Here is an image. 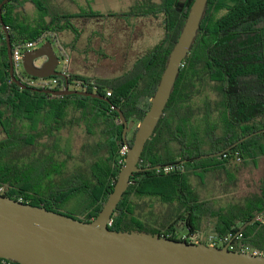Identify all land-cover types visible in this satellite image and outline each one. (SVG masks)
<instances>
[{"label":"trees","instance_id":"trees-1","mask_svg":"<svg viewBox=\"0 0 264 264\" xmlns=\"http://www.w3.org/2000/svg\"><path fill=\"white\" fill-rule=\"evenodd\" d=\"M192 1L136 3L130 15L162 16L163 37L119 75L70 73L69 80H84L86 91L109 102L43 92L28 85L24 77L29 75L14 65V76L26 85L21 88L9 73L0 24V194L82 221L98 214L135 131L123 138V123L112 105L126 120H141ZM26 2L40 12L34 25L19 12ZM1 13L12 51L39 39L37 46L55 41L57 33L75 31L78 18L103 16L91 10L59 12L48 0H6ZM60 81L54 89H63L65 81ZM73 129L76 145L62 138ZM210 153L219 154L197 158ZM157 165L132 173L109 229L175 240H186L185 233L213 234L222 246L230 233L238 248L247 245L264 255V0L207 1L163 115L138 161L141 168ZM245 172L252 177L245 179ZM210 189L212 197L206 195ZM0 264L19 263L0 257Z\"/></svg>","mask_w":264,"mask_h":264},{"label":"water","instance_id":"water-1","mask_svg":"<svg viewBox=\"0 0 264 264\" xmlns=\"http://www.w3.org/2000/svg\"><path fill=\"white\" fill-rule=\"evenodd\" d=\"M207 1H192L178 38L167 56L156 89L150 98L149 107L135 126L132 144L126 143L123 164L113 190L98 214L89 221H82L43 206L31 205L0 194L1 258L19 264H264V255L231 250L226 245H209L205 238L197 242H187L145 231L111 230L107 226L128 187L132 173L160 167L157 165L141 168L138 161L146 141L153 134L163 115L182 61L200 28ZM4 2L6 0L0 2V24L6 37L9 73L13 82L25 88L26 85L13 73L10 36L1 13ZM39 58H44V61L37 65L35 61ZM58 61L59 57L49 39L35 48L24 51L22 55V67L26 74L32 77L64 78L63 89L45 88L41 91L55 95L80 94L109 102L106 97L96 92L69 89L66 75L56 69ZM112 108L122 120V135L126 138L135 121L126 120L117 106L112 105ZM252 134L243 136L233 145ZM219 153L203 154L197 158L211 157ZM262 213L263 211L258 212L247 223L256 220Z\"/></svg>","mask_w":264,"mask_h":264},{"label":"rangeland","instance_id":"rangeland-1","mask_svg":"<svg viewBox=\"0 0 264 264\" xmlns=\"http://www.w3.org/2000/svg\"><path fill=\"white\" fill-rule=\"evenodd\" d=\"M143 1L145 0H48L50 6L59 12L91 10L103 14L101 17L78 18L73 21L75 31L64 30L57 33L56 37L53 36V39L56 38L55 41L62 44L68 55L69 61L66 65L69 72L104 78L119 75L130 66L136 56L159 41L163 37L162 16L155 18L130 15V7ZM19 12L22 14V19L31 25L36 24L40 19V12L31 2H26ZM108 13L117 15L112 16ZM135 126L136 124L128 133ZM62 138L69 139L72 145L79 143L76 129L63 132ZM32 168L33 165L31 171ZM258 168L260 166L253 169L258 170ZM244 177L251 178L252 175L245 172ZM244 177H240V185L244 184ZM209 187L211 188L208 186V189ZM211 191V189L207 191L208 197H212ZM68 206L73 208L78 205L68 204ZM201 235L202 238L205 233Z\"/></svg>","mask_w":264,"mask_h":264},{"label":"built area","instance_id":"built-area-1","mask_svg":"<svg viewBox=\"0 0 264 264\" xmlns=\"http://www.w3.org/2000/svg\"><path fill=\"white\" fill-rule=\"evenodd\" d=\"M39 41H40V39L38 41H35V42H29L25 45L18 46L12 51L13 66L15 65L18 72L22 71V55H23V52L26 50L37 47V44L39 43ZM55 43H57V42H55ZM61 51H62L63 56H62V60H61L60 71H62L66 75V77L69 78L70 72H69L68 66H67L69 58H68V55L66 54L64 48ZM63 52H65V54H63ZM60 79H63V77H61V76L32 77L30 75L27 77H24L25 82L30 86L37 87V88H49V89H54L55 87H57L59 85V83L61 85ZM64 85L61 87L63 88ZM87 87H88V84L84 80L77 79V78L70 79L69 83H68L69 89H77V90L86 91ZM92 92H94V90ZM122 152L125 154L126 148H123ZM110 223H111V219L108 220V224H110ZM201 236H202L201 234H194L190 238L192 240L195 239L192 242H197V241H201L200 240ZM229 236H231L230 233H228L224 237V240L225 241L227 240V242L224 245H226L231 250L238 248L237 246H235V244H233V241H232L233 238H230ZM204 238H206L205 239L206 243L209 245L222 246L221 239L216 238L213 234H205ZM238 250L248 251V252H251L253 254H258L257 249L252 248V247L247 246V245L240 246L238 248Z\"/></svg>","mask_w":264,"mask_h":264},{"label":"flooded vegetation","instance_id":"flooded-vegetation-1","mask_svg":"<svg viewBox=\"0 0 264 264\" xmlns=\"http://www.w3.org/2000/svg\"><path fill=\"white\" fill-rule=\"evenodd\" d=\"M55 42H57V43H55ZM52 45H53V48H54V50H55V52L57 53V55H58V57H59V61H58V65H57V70H59L60 71V68H61V60H62V49L64 48L58 41H52ZM37 61V65H40V64H42V62L44 61V58H39V59H37L36 60ZM36 61H35V63H36ZM64 79V78H63ZM65 81V80H64ZM68 83H69V79L67 78V85H68ZM65 84V83H64ZM65 86V85H64ZM77 90V89H76ZM194 234H199V233H197V232H193V233H185V234H183V237L186 239V240H188V241H190V242H192V241H194V240H192L190 237L191 236H193ZM203 238H204V236H203ZM203 238H200V240H203ZM197 239V238H196ZM206 239V238H205ZM206 241V240H205Z\"/></svg>","mask_w":264,"mask_h":264}]
</instances>
